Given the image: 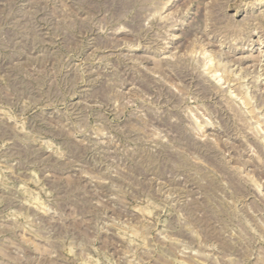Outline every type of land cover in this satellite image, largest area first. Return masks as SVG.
<instances>
[{"label": "rangeland", "instance_id": "obj_1", "mask_svg": "<svg viewBox=\"0 0 264 264\" xmlns=\"http://www.w3.org/2000/svg\"><path fill=\"white\" fill-rule=\"evenodd\" d=\"M0 264H264V0H0Z\"/></svg>", "mask_w": 264, "mask_h": 264}]
</instances>
